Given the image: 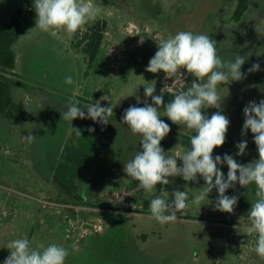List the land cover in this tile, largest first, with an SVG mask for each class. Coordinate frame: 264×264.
Here are the masks:
<instances>
[{"label": "rangeland", "instance_id": "rangeland-1", "mask_svg": "<svg viewBox=\"0 0 264 264\" xmlns=\"http://www.w3.org/2000/svg\"><path fill=\"white\" fill-rule=\"evenodd\" d=\"M92 2L99 9L96 18L70 34L63 28H35L33 0H0V20L19 14L23 24L14 46L19 74L13 86L21 87L18 102L25 110L18 123L5 118L0 124V264L10 254L7 244L18 238H28L33 248L52 243L65 247V264H264L255 251L258 233L246 231L257 199L254 183H237L226 191L239 196L232 213L215 209L216 189L200 205L191 203L205 191L206 182L199 176L198 182L168 177V185L145 191L123 171L142 146L140 135L122 123L125 109L144 107L145 100L152 103L144 89L154 86L153 81L154 95H160L165 83L171 86L175 81L165 92L178 94L196 79L186 69L166 81L162 70H145L160 41L180 31L206 34L217 42L222 59H233L237 53L247 57L241 68L246 78L217 85L221 109H202L209 118L217 111L229 118L226 141L218 148L226 145L237 156L236 144L246 139L241 134L243 109L250 101L264 99V0H250L241 22L233 20L238 0ZM99 20L107 27L100 56L89 65L82 38ZM253 63L261 70L248 73ZM65 76H72L75 84H64ZM101 97L106 99L101 106L113 108L109 123L77 118L72 125L82 130L78 136L61 112L75 103L87 114L85 107ZM158 111L171 129L161 147L181 167L180 157L187 151L182 136L195 133L173 123L163 108ZM88 127L95 132L85 131ZM29 135L34 136L32 142ZM258 158L248 145L236 160L247 164ZM218 167L226 177L228 166ZM161 190L169 192V199L176 190L189 193L188 207L174 223L162 225L150 213V200ZM71 222L80 230L71 231ZM95 223L102 230L97 231ZM87 229L89 235H82ZM73 244L80 250L74 251Z\"/></svg>", "mask_w": 264, "mask_h": 264}, {"label": "clouds", "instance_id": "clouds-1", "mask_svg": "<svg viewBox=\"0 0 264 264\" xmlns=\"http://www.w3.org/2000/svg\"><path fill=\"white\" fill-rule=\"evenodd\" d=\"M33 8L36 13L35 28L44 32L63 28L70 34L77 32L89 20L95 19L99 12L92 0H33ZM216 44L217 42L208 35L193 34L191 31H180L160 41L157 52L149 60L145 70L150 73L162 70L166 81L169 77L182 75L180 69H186L187 73L196 79L186 91H180L167 105H164V93L166 90L171 91L175 81L171 86L165 83L160 95H154L156 87L153 81L154 86H146L144 89L145 96L150 97L152 103L145 100L144 107L131 106L125 109L122 123L127 125L133 134L140 135L142 150L137 151L133 159L124 163L123 171L128 177L138 181L140 188L148 192L156 188L157 184L168 185V177L181 176L185 181L197 182L198 176L202 177L206 182L205 191L192 197L191 203L200 205L209 193L216 189L219 195L215 201V209L227 213L233 212L239 196L226 195V191L235 188L237 183L241 187L254 183L257 199L249 211L251 226L246 231L249 235L258 233L255 251L258 256L264 258V99L259 103L250 101L243 109L245 120L241 134L246 137L248 131H251L259 158L241 164L233 155L227 153L223 157H213L214 149L223 146L226 141L230 120L222 111L213 113L209 118L203 114L202 109H221L217 85L246 78L241 68L247 59L237 53L233 59L224 60L217 55ZM260 70V64L253 63L247 72ZM205 78L206 82H197L205 81ZM63 83L73 85L75 81L72 76H65ZM102 100H106L105 97L87 105V114L81 107L71 103L66 111L61 112L62 120L72 127V122L77 118L91 119L107 125L113 108L101 106ZM137 100L139 101V97ZM162 105L168 119L195 133L190 137V149L180 157L183 161L181 167L177 166V158L166 155L161 147V141L171 131L169 124L160 119L158 107ZM74 129L78 136H82L81 129ZM84 130L95 132L93 127ZM28 139L32 142L34 136L29 135ZM236 148V155L244 156L248 148L247 140L238 142ZM224 164L228 166L226 177L218 167ZM171 197L169 199L167 190H161L159 195L150 200V213L162 225L176 222L178 213L183 216L188 207L190 198L187 191L176 190L171 193ZM72 247L74 251L80 250L76 244ZM6 248L10 250V254L3 264H65L69 255L65 247L55 243L47 246L40 244L33 248L28 238L15 239L9 242Z\"/></svg>", "mask_w": 264, "mask_h": 264}, {"label": "trees", "instance_id": "trees-1", "mask_svg": "<svg viewBox=\"0 0 264 264\" xmlns=\"http://www.w3.org/2000/svg\"><path fill=\"white\" fill-rule=\"evenodd\" d=\"M250 0H238L236 9L234 11L233 20L235 22H241L245 14L249 10ZM107 27L105 21H97L82 38L84 50L89 57V65H92L101 53V46L104 38V32ZM23 30V24L20 20L19 14H14L10 21L0 20V124L2 119L7 118L14 123H18L25 116V110L23 107L15 103L12 95V87L14 84V77H18L13 70L16 67L17 55L14 50V45L19 41ZM189 87L185 88V91ZM176 94L169 92L164 93V105L171 102ZM260 101V100H259ZM259 101L257 103H259ZM164 105L159 106L164 109ZM1 126V125H0ZM192 135H183L181 144L187 150L190 149V137ZM246 140L249 147L257 151V146L254 143L253 134L249 130ZM226 147V148H225ZM224 148H215L213 151V157L220 155L223 157L225 153L235 156L225 145ZM2 150V144L0 142V151ZM144 196V195H143ZM142 196V197H143Z\"/></svg>", "mask_w": 264, "mask_h": 264}, {"label": "crops", "instance_id": "crops-1", "mask_svg": "<svg viewBox=\"0 0 264 264\" xmlns=\"http://www.w3.org/2000/svg\"><path fill=\"white\" fill-rule=\"evenodd\" d=\"M15 47H16V45H14ZM14 47V48H15ZM15 50V49H14ZM15 53H16V55H17V61H16V67H15V69L13 70V72L14 73H16V74H19V72H18V63H19V54L15 51ZM21 90V87L20 86H13L12 87V95H13V99H14V101H15V103L16 104H18L19 106H21V107H24V106H22V103H19L18 102V95H19V91ZM5 119V118H4ZM12 122V121H11ZM2 123V122H1ZM25 138V137H24Z\"/></svg>", "mask_w": 264, "mask_h": 264}, {"label": "built area", "instance_id": "built-area-1", "mask_svg": "<svg viewBox=\"0 0 264 264\" xmlns=\"http://www.w3.org/2000/svg\"><path fill=\"white\" fill-rule=\"evenodd\" d=\"M44 206H47V205L45 204ZM94 225H95L94 228H96L97 231H100V230H102V228H103L102 225L99 224V223H98V224L95 223ZM70 227H71V231H73V232H77V231L80 230V227H79L78 224L75 223V222H71V223H70ZM83 227H84V226H82L81 228L83 229ZM68 232H69V234H70V230H68ZM89 233H90V231L87 229V231H86L85 233H82V235H89Z\"/></svg>", "mask_w": 264, "mask_h": 264}]
</instances>
